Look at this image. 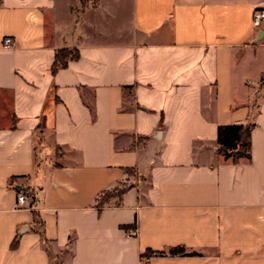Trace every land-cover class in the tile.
<instances>
[{"label": "crops", "instance_id": "0c3cea01", "mask_svg": "<svg viewBox=\"0 0 264 264\" xmlns=\"http://www.w3.org/2000/svg\"><path fill=\"white\" fill-rule=\"evenodd\" d=\"M260 2L0 0V264H264Z\"/></svg>", "mask_w": 264, "mask_h": 264}, {"label": "trees", "instance_id": "16d2710c", "mask_svg": "<svg viewBox=\"0 0 264 264\" xmlns=\"http://www.w3.org/2000/svg\"><path fill=\"white\" fill-rule=\"evenodd\" d=\"M78 56L79 52L75 48L58 49L55 52L51 70L55 71L60 67L66 66L68 59L77 58ZM250 132L251 124L227 123L218 125L216 130V141L219 153H221L225 159H231L233 162L239 161L240 158L250 159ZM122 190L123 189L115 188L111 192H105V195L106 197L115 193L120 195ZM103 199L100 200V203L103 202ZM169 252L187 253L184 251L183 246L173 247Z\"/></svg>", "mask_w": 264, "mask_h": 264}, {"label": "built area", "instance_id": "2783aa9c", "mask_svg": "<svg viewBox=\"0 0 264 264\" xmlns=\"http://www.w3.org/2000/svg\"><path fill=\"white\" fill-rule=\"evenodd\" d=\"M252 23L254 26H260L264 23V0L260 2L253 10L252 13ZM15 44L14 39L11 36H5L2 40V45L4 47H12ZM27 200V194L25 192H21L17 196L18 203H23ZM127 235H135L136 229H128L126 231Z\"/></svg>", "mask_w": 264, "mask_h": 264}, {"label": "water", "instance_id": "95a60500", "mask_svg": "<svg viewBox=\"0 0 264 264\" xmlns=\"http://www.w3.org/2000/svg\"><path fill=\"white\" fill-rule=\"evenodd\" d=\"M260 37V35L258 34V38Z\"/></svg>", "mask_w": 264, "mask_h": 264}]
</instances>
